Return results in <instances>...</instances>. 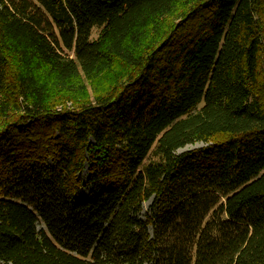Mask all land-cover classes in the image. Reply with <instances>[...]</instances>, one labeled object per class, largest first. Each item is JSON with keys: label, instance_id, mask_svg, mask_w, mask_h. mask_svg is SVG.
<instances>
[{"label": "trees", "instance_id": "1", "mask_svg": "<svg viewBox=\"0 0 264 264\" xmlns=\"http://www.w3.org/2000/svg\"><path fill=\"white\" fill-rule=\"evenodd\" d=\"M0 264H264V0H0Z\"/></svg>", "mask_w": 264, "mask_h": 264}, {"label": "rangeland", "instance_id": "2", "mask_svg": "<svg viewBox=\"0 0 264 264\" xmlns=\"http://www.w3.org/2000/svg\"><path fill=\"white\" fill-rule=\"evenodd\" d=\"M170 19H171L170 17H167V20H170ZM98 30L99 29L96 28V27H94L92 29V37L93 38L96 37V35L98 33ZM97 81L98 80L93 81L91 84L88 81H85V84H86V87H87V89H86L87 96L92 101H93L94 95L99 90V84H98ZM99 81H103V79L102 80L99 79ZM73 107H74V104H72L70 101H65L64 103L58 104L56 106V110H60L61 108L73 109ZM55 134H56V132H55ZM43 145H46V140L45 139L39 140V144H38L39 149L40 148H44ZM203 146H205V143L198 141V142H195V143H192V144H187L184 147L177 149L176 152L177 153L178 152L180 153L182 151L191 150V149H194V148H197V147H203ZM44 149H48V148L45 147ZM46 158L47 159L44 161V163L47 164V165H53V162L51 161L50 157H46ZM83 165H84L83 166V170H82V172L80 174L82 185H81L80 192H79V197H82V198L83 197H87L88 196V192L91 189V184L88 182V178H89V170H88V167L90 165V161L87 160ZM150 203H151V199L143 202L142 210L140 212L141 217H144L145 216V213L149 209Z\"/></svg>", "mask_w": 264, "mask_h": 264}]
</instances>
